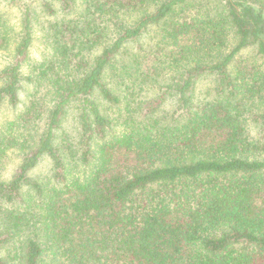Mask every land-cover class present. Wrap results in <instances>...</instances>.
Returning <instances> with one entry per match:
<instances>
[{
	"label": "trees",
	"instance_id": "obj_1",
	"mask_svg": "<svg viewBox=\"0 0 264 264\" xmlns=\"http://www.w3.org/2000/svg\"><path fill=\"white\" fill-rule=\"evenodd\" d=\"M57 3L0 0V264H264V0Z\"/></svg>",
	"mask_w": 264,
	"mask_h": 264
},
{
	"label": "rangeland",
	"instance_id": "obj_2",
	"mask_svg": "<svg viewBox=\"0 0 264 264\" xmlns=\"http://www.w3.org/2000/svg\"><path fill=\"white\" fill-rule=\"evenodd\" d=\"M55 7H58V0H50ZM81 1V0H79ZM0 12L4 13L5 17L8 19L10 25L17 29L18 27V14L16 9L14 8H4L0 6ZM42 21H45V17L43 15L39 16ZM34 41L30 48L29 54L33 60H40L42 56L46 53V44L44 45L42 33L40 30L35 29L34 31ZM254 55V51L252 48H248L243 51L242 56H251ZM8 61L7 54L4 52H0V68L6 65ZM259 62H262V59H258ZM28 70L23 69V72H27ZM213 79L211 77H203L197 81L195 87L193 89V97L196 101L203 100L205 98H210L213 95ZM22 99H25V95H22ZM105 107V105H103ZM175 108V105L172 104V101L168 99L163 105L162 110L166 112H171ZM75 109H71L64 119V128L67 131L72 132V136L75 134L74 130L76 128L75 123ZM12 117V110L4 105L3 109L0 111V122L4 119H9ZM247 128L250 132L251 136H255L257 131V125L252 121V117L247 118ZM17 159L14 156H9L5 162V167L2 169L1 176L3 178H8L12 173L13 168H15L17 164ZM50 174V161L45 158L43 159L34 169L33 176L39 179H45Z\"/></svg>",
	"mask_w": 264,
	"mask_h": 264
}]
</instances>
